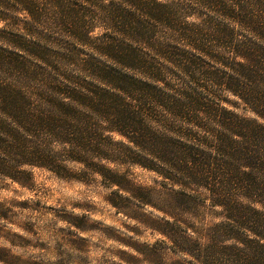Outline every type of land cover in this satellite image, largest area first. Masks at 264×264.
<instances>
[{"label": "trees", "instance_id": "obj_1", "mask_svg": "<svg viewBox=\"0 0 264 264\" xmlns=\"http://www.w3.org/2000/svg\"><path fill=\"white\" fill-rule=\"evenodd\" d=\"M69 164L173 189L177 264H264V0H0V177Z\"/></svg>", "mask_w": 264, "mask_h": 264}, {"label": "rangeland", "instance_id": "obj_2", "mask_svg": "<svg viewBox=\"0 0 264 264\" xmlns=\"http://www.w3.org/2000/svg\"><path fill=\"white\" fill-rule=\"evenodd\" d=\"M110 167L125 176L119 186L75 164L68 166L70 178L36 168L20 182L0 177V264L185 260L163 234L171 220L164 200L175 191L140 167ZM205 210L209 216L198 228L214 222L209 207Z\"/></svg>", "mask_w": 264, "mask_h": 264}]
</instances>
